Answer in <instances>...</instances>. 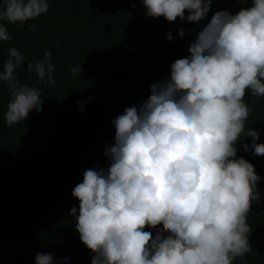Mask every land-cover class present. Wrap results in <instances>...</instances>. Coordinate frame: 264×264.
Instances as JSON below:
<instances>
[{
  "label": "clouds",
  "instance_id": "obj_1",
  "mask_svg": "<svg viewBox=\"0 0 264 264\" xmlns=\"http://www.w3.org/2000/svg\"><path fill=\"white\" fill-rule=\"evenodd\" d=\"M145 14L199 21L213 0H142ZM0 19L25 22L46 13L48 0H0ZM178 35H185L183 28ZM166 38L173 39L171 31ZM0 23V41H8ZM177 56L170 75L153 82L148 97L113 120L115 135L105 146L107 167L88 168L72 190L69 213L91 264H233L249 251V209L259 202L254 166L237 157L236 142L264 155L259 132L247 128L252 108L245 91L264 97V0H251L235 14L213 12ZM51 52L27 65L40 81L55 80ZM12 47L0 70L10 84L4 118L11 126L41 110V90L16 86L13 73L24 61ZM81 73L80 64L70 69ZM88 97L87 100H90ZM87 100L81 102L83 111ZM255 103V101H252ZM243 133V136H242ZM163 221L155 232L151 225ZM164 229H167L165 233ZM52 252H37L35 264H66Z\"/></svg>",
  "mask_w": 264,
  "mask_h": 264
},
{
  "label": "trees",
  "instance_id": "obj_2",
  "mask_svg": "<svg viewBox=\"0 0 264 264\" xmlns=\"http://www.w3.org/2000/svg\"><path fill=\"white\" fill-rule=\"evenodd\" d=\"M48 2L46 13L25 22L0 19L11 36L0 41V70L9 49L17 48L25 59L13 73L16 86L40 89L42 99L39 112L33 109L9 126L4 112L10 84L0 81V264H35L37 252L68 258L66 264H91L92 253L81 243L69 210L78 208L72 190L84 171L107 167L103 153L113 143L112 120L126 107H138L150 85L170 75L171 63L190 53V43L213 12L235 14L251 0H213L201 20H188L186 9L185 19L173 22L147 16L142 0ZM45 50L51 52L54 84L27 68L43 59ZM79 64L80 75L72 73ZM85 100L80 111L77 101ZM244 100L252 108L245 131H258L257 143H264V97L246 90ZM251 141L250 136L238 139L236 156L261 178L260 200L252 203L246 221L250 249L233 264H264V155L245 151L243 145ZM151 226L155 232L163 221Z\"/></svg>",
  "mask_w": 264,
  "mask_h": 264
}]
</instances>
